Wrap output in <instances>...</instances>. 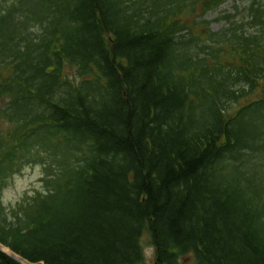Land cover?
I'll list each match as a JSON object with an SVG mask.
<instances>
[{"label":"trees","instance_id":"obj_1","mask_svg":"<svg viewBox=\"0 0 264 264\" xmlns=\"http://www.w3.org/2000/svg\"><path fill=\"white\" fill-rule=\"evenodd\" d=\"M226 1L0 0V244L147 264L148 234L152 264H264V0L213 30ZM34 164L44 190L5 205Z\"/></svg>","mask_w":264,"mask_h":264},{"label":"rangeland","instance_id":"obj_2","mask_svg":"<svg viewBox=\"0 0 264 264\" xmlns=\"http://www.w3.org/2000/svg\"><path fill=\"white\" fill-rule=\"evenodd\" d=\"M250 0H227L215 10L208 11L204 18L210 22V27L213 30H218L223 26H227L228 23L221 18L226 13H236V10H241L242 7L248 5ZM240 16V14H239ZM250 30H255L250 28ZM187 33V32H186ZM184 34L182 39L188 38V34ZM69 74V72H68ZM43 172L40 165H29L25 167L20 173L15 174L9 184L4 188L2 194V200L5 205H15L17 201H20L24 196L33 195L34 191L44 190V182L41 180ZM143 246L145 262L152 264L154 259V250L150 244L148 234H144L141 239ZM0 248L6 251L23 264H30L26 260L21 259L18 255H15L8 247L0 244ZM180 264H194V256L192 253L181 255L179 257Z\"/></svg>","mask_w":264,"mask_h":264}]
</instances>
